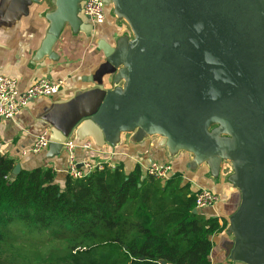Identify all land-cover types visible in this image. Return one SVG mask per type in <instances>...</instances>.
Masks as SVG:
<instances>
[{
  "label": "water",
  "instance_id": "95a60500",
  "mask_svg": "<svg viewBox=\"0 0 264 264\" xmlns=\"http://www.w3.org/2000/svg\"><path fill=\"white\" fill-rule=\"evenodd\" d=\"M83 1L54 0L51 36L67 25L90 30ZM104 2L131 31L114 45L100 42L113 86H99V101L79 121L113 147L123 134L159 136L170 156L192 155L190 168L206 164L214 179L225 173L241 193L228 258L264 264V0ZM60 133L50 145L69 140Z\"/></svg>",
  "mask_w": 264,
  "mask_h": 264
},
{
  "label": "trees",
  "instance_id": "16d2710c",
  "mask_svg": "<svg viewBox=\"0 0 264 264\" xmlns=\"http://www.w3.org/2000/svg\"><path fill=\"white\" fill-rule=\"evenodd\" d=\"M15 166L0 153V264H211L226 227L179 174L118 163L62 184L52 168Z\"/></svg>",
  "mask_w": 264,
  "mask_h": 264
},
{
  "label": "crops",
  "instance_id": "0c3cea01",
  "mask_svg": "<svg viewBox=\"0 0 264 264\" xmlns=\"http://www.w3.org/2000/svg\"><path fill=\"white\" fill-rule=\"evenodd\" d=\"M56 8L54 0H0V74L18 80L25 90L42 78L62 81L59 93L38 97L10 120H0V153L12 158L21 168H52L62 184L67 177L68 154L62 148L49 145L39 153L26 152L38 135L46 132L51 138L55 130L60 138L76 142L79 161L122 163L129 173L140 165L142 171L152 163H170L181 175L182 185L189 184L212 189L220 196L212 208L202 211L226 223L223 232L213 237L211 264H235L228 258L233 236L227 233L230 216L241 200L240 190L223 173L219 179L210 174L208 165L190 168L192 155L180 152L172 157L159 136L136 141L133 133L123 134L121 142L113 147L101 138L98 130L81 120L99 101L102 90L111 88L112 72L100 48L102 40L114 45V39L129 33L128 24L119 20L106 8V20L96 24L81 13L90 30L74 31L66 26L58 38L50 35L47 14ZM89 143L90 148L83 146ZM26 152V153H24ZM227 166V165H225ZM227 172V171H226Z\"/></svg>",
  "mask_w": 264,
  "mask_h": 264
},
{
  "label": "built area",
  "instance_id": "2783aa9c",
  "mask_svg": "<svg viewBox=\"0 0 264 264\" xmlns=\"http://www.w3.org/2000/svg\"><path fill=\"white\" fill-rule=\"evenodd\" d=\"M106 8L104 0H84L82 3V13L96 24L105 22ZM61 84L62 81L54 82L51 79L42 78L27 89L20 90L16 78L0 74V120L15 118L22 109L38 97H50L58 94ZM50 143L48 134L41 133L26 152L39 153ZM64 144L69 160L67 173L72 178L81 179L94 170H103L106 167L105 162L79 161L76 157V148L78 147L76 142L69 139ZM90 146L89 143H86L83 147L90 148ZM108 166H114V163H110ZM143 173L145 176H152L162 181H167L176 174L170 163L160 164L158 162L150 164ZM193 192L196 194V209L198 210L212 208L220 200V196L216 192L205 186H197Z\"/></svg>",
  "mask_w": 264,
  "mask_h": 264
},
{
  "label": "rangeland",
  "instance_id": "374dc122",
  "mask_svg": "<svg viewBox=\"0 0 264 264\" xmlns=\"http://www.w3.org/2000/svg\"><path fill=\"white\" fill-rule=\"evenodd\" d=\"M68 161H69V160H68ZM110 163H111L110 161L105 162V166H108ZM114 164H115V163H114ZM67 168H68V166H67ZM67 175H68V173H67ZM8 244H9V243H8ZM0 246H4V242H1V241H0ZM42 247H43V246H40V249L42 250L41 253H42L43 251H44V252L46 251V248L43 249Z\"/></svg>",
  "mask_w": 264,
  "mask_h": 264
}]
</instances>
